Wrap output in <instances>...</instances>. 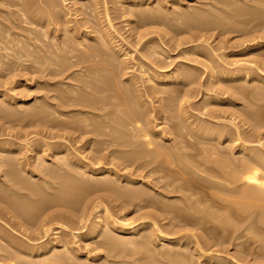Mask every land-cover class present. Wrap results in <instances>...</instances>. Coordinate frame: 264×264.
I'll return each instance as SVG.
<instances>
[{"label":"bare ground","instance_id":"bare-ground-1","mask_svg":"<svg viewBox=\"0 0 264 264\" xmlns=\"http://www.w3.org/2000/svg\"><path fill=\"white\" fill-rule=\"evenodd\" d=\"M62 1L64 2L65 0H62ZM113 1L111 2L114 3ZM146 1L147 0H121V3H122L121 5H122V8H124L123 9L124 13L130 15L131 12H134L137 9V7H139V6H136V9H135L134 7L135 5H139L140 3H144ZM181 1H182V4L188 3L187 0H181ZM258 1L260 4H257L258 6L257 5L255 6L259 8L261 6V8L263 9L264 0H258ZM36 2L38 6L41 4L43 5L39 6V8L35 9L34 11H31L29 10L30 9L29 7L31 6V3H29V0L27 1L25 0H0V14L2 13L6 14L5 22L3 23V20H0V22H2L0 23V26H2L3 24V27H0V70L2 66H4L6 63L11 64V66L6 64L10 67L7 66V68H5L6 67L5 66L4 69L2 68V70H4L5 72L3 76L4 75L8 76L15 70L14 69L15 67L13 66V64L18 65L17 68L19 67V65H21V69H23L22 65H24V67L25 66L27 67L29 63H27L26 65L23 62H26L28 60L32 62V64H34L33 66L35 65H37V67L39 66L40 70L41 68L48 69L49 65L59 67L58 65H59V62L61 61L60 62L61 69L59 68L60 70L57 71L58 68L56 69L54 67V72H59V75H62V73L65 74L66 70L68 72V69L70 70L71 69L70 67L72 66L78 68V65H80L81 63H84V65H82L83 66L82 68L75 69L71 71L70 74L66 75L65 80L70 79L69 82L71 85V87L68 88L69 89L68 94H63V95L59 94L57 96H55L54 94L51 96L48 95V98L53 96V98L56 99V102L50 101L53 98L49 99L50 102L47 101V98H46V103L49 106L51 105L54 107V108L53 107L50 108V109L53 108L52 109L53 111L50 116L51 118L53 116L52 119H50V117L46 118V112L48 111H45L46 110L45 108H43L45 109L43 110L38 105L33 107V105L30 103V101L33 99L35 103H36V99H39V102H40L41 98H34L32 96L33 98L29 100V99H26L23 95L21 96V94L20 96H17V97L14 96L15 94L10 95L7 92V90H5L6 92L5 91L0 92V103H1L0 106L4 105L1 107L2 114L0 112L1 114L0 117L6 120L4 122L10 123L11 119L9 117H12V116H14L18 121L19 120L22 121L24 119L27 121V119L31 120V118L34 119L35 117L41 116V118L39 119H41V121L44 120V122L42 121V123L51 124L50 125L51 127L49 126V124H46L49 126L48 129L52 130L53 126L56 127L54 129H57L54 132L53 131L50 132L46 130L47 131L46 135L51 137L52 141H45L44 138H42L43 140L41 141L34 140L32 142L28 141L27 143H25V145L27 144L28 146L26 147V151L30 153L32 164L35 163V160L37 161L36 155L38 154L40 155L39 162L37 161L35 165L27 166V163L30 164L29 161L21 159L20 157V155L22 156L21 151L24 150L22 149L23 147L22 148L20 147L22 143L14 144L15 143L14 141H13L14 143H11L7 139H5L7 141H5L4 139L0 140V203L1 202L5 203V206H0V218H2L3 221L7 223V225L6 223H4L5 226H7L6 228H3L2 225L4 224L0 226V242H3L2 244L6 243V246L8 244V248L12 246L11 247L12 250L10 248L7 249V247L6 248L1 247L0 264H193L194 263L195 261L194 259H193L194 261H192L193 263H191L190 259L192 257L189 258L190 257L189 251L188 253L186 251H183V250H187L186 247H189L188 242H185V241L182 242L180 246L182 250L176 249L179 247L178 244L180 243V240L182 239H179L180 237L169 238L165 236L164 234L165 231L162 233L160 230L161 228L160 227H159L160 229L157 228V225L155 221H153V219H151L152 221L150 220L151 222L150 221L141 222L138 224L137 223L133 224L134 222L128 223L127 221L124 222L122 221L123 220L122 217H121V221H116L118 220V218L114 220L115 218L113 217V215L112 217L114 219H111V215H110L111 213L109 214L107 212L108 208L106 209V206H105L106 204L104 203L105 205H103L102 203V199L104 198V196H107V197L112 196V199L114 198L113 201L118 200L120 204L121 202H123V204L126 203L125 206L127 205V203L129 204L131 203L133 204V206L137 205L139 207H143L144 205H146L148 207L154 206L155 208L162 207L161 209H165L163 207L170 208V207L176 206V204L174 205L173 203L177 201L178 197L174 199L176 200L174 202L172 201L173 199L171 200L173 202V203L171 202L172 204L167 203L168 201H166V203H163L162 201H156L157 199H155L154 197L157 195L164 197L166 194L170 193L172 190L174 192L176 190L182 189L183 192L182 190H180V192L182 193V200H181L182 208L187 207L186 209L188 212L186 215L190 214L189 211L196 212V214L197 213L200 214L199 216L197 214V217L196 215L194 217H196V221L197 219L200 218L201 221L199 220V223L201 222V225L199 223H196L195 219H193V215L195 213H192L193 214L191 215L192 217L189 216V218L193 219V223L196 225L199 224L200 226H202V220L207 221L205 222V224L203 221V226L206 225L207 223L210 224V222L215 223V221H218V222L220 221L219 224L218 223L216 224H218L219 226L221 225V227L224 230H226L227 233L230 231V229H232L230 232L233 231L234 233L233 232L232 233L234 235L236 234L235 231L236 232L237 230L239 231L241 227L239 224L241 220L243 221L245 218V221H243L245 225V222L248 216L249 218L251 217L250 219H252V217L254 219L256 218L255 219L256 223H255V220H252V222L250 223L251 225L253 224V221L255 225L257 223H261L264 225V149L261 150L259 149L260 148L259 146L256 145L257 147H255L254 144L252 145L250 144L251 142H253L252 139L258 136L256 137L257 138L256 142L257 144L261 145V147L263 146L260 140L264 138V134L260 133L261 131L260 129L262 127L264 128L263 126L264 120H263V124H260L261 122H258L257 120L261 118L259 119V121L260 120L262 121L264 117L262 115V113L264 112L262 113L257 112L259 110L262 111V109L258 108L257 110L255 108L256 106L255 105L253 107L254 112L252 111L248 112L247 111L249 110L248 106H245L247 110L245 107L243 109L241 108V110L240 108L238 109L237 107V111H235L236 112L235 113L234 109L236 108H232L233 110L231 111H233L232 112L234 114L233 117H235V114L241 112L242 113L241 117H244V119L237 117V116H240L241 113L237 114L236 117L243 121L247 119L246 122L251 120V124H252L250 128L252 130V133L251 134L248 133L247 135L245 134L244 135L245 137H243L242 142L239 143L238 145H235V142H234L235 138L233 137L236 133H232L230 129H228L229 127L226 128L225 125H223L222 127L221 126L222 124L220 125L213 124V123L206 124L207 120L205 121L206 125L203 123L201 124L199 122L200 120L198 121L196 119V121H194L195 119L193 117L192 118L194 120H191V117H190L191 115L188 114L190 112H187V109L193 107L196 104L189 103L190 101L189 100H188L189 102L187 101V97L190 96L192 93L193 94L195 93V97H196L199 94L198 90L200 88L199 89L197 88L198 90H195L196 89L195 88L193 91L192 85H194L193 83L197 82L198 79L196 80L197 77H194L193 74L190 73V70L189 71L187 69L180 70L181 69L180 67H179L180 69H173V68L172 70L167 69L165 66L166 64H164L165 62H160L161 60L160 61L156 60L150 64L148 62L147 63L142 62L140 63V65H138L139 67L136 69H138V71L141 72V75H144L145 80H143L142 79L143 76L137 77L134 73L126 72V69L131 67L127 64V62L126 63L124 62L125 64H123V63H120L122 60L114 61L111 58L113 55L112 50L116 51L117 53H119L120 51V48L116 43L117 40H115L116 38L120 39L118 38L120 36L118 37L115 36L116 30L112 29L113 26L110 23V19H109L110 16H108L109 13L107 11L108 9L106 6L108 0H101L103 4V8L105 10L104 12L106 13L104 15H106L105 21H107L106 23L107 25L105 26L102 25V23L99 22V20L101 21L102 19L101 18L99 19L97 17L95 18V21L98 20L97 25L96 24L95 26L93 25L94 27L89 25L90 27H92L91 30L89 31H84V30L81 31L79 30V28L78 29L72 28V26L71 28H69V26H67V23H69L71 20H69L70 18H68V16L65 14L67 12L65 13H63L64 11L63 12L61 11L62 13L60 12L63 6L60 5V9L58 8L59 4L57 2L59 1L37 0ZM96 2L97 0H93V3L88 2L90 4H86L85 7L88 9V12L84 13V16L93 14V12L95 11ZM176 2L177 0L171 1V3H176ZM224 3L226 4L227 2H224ZM83 5L84 4H81V6L79 7L80 10ZM131 8L135 10H132ZM152 8H149V9L152 10ZM12 9H16V10H12ZM237 9H240V8L238 7ZM142 10L144 11L143 8ZM138 11L141 12V9L140 10L138 9ZM220 11H221V8H220ZM237 11L238 10H236V12ZM240 11L241 10H239L237 14H239ZM77 12H78V8H77ZM148 12L147 13L142 12V15L139 18L142 20L141 24L139 22L140 25L145 26V25H151V24L157 23L156 20L153 21L152 19V18L155 19L154 11H152L153 15L151 14V11L150 13ZM218 12H219V9H218ZM232 12L235 13V10L231 11V14L233 15ZM243 12L244 11H242L241 13ZM252 12H255V10L252 9L251 13ZM214 13H216V10ZM225 13L223 14L221 12V15H219L220 18L216 20L219 21L220 19V21L223 22V16L226 17L228 15L226 17L228 18L229 17L228 13H230V11L227 12L226 15ZM248 13L251 14L250 12ZM178 14L179 13H177L176 15ZM15 15H17L18 18H16ZM40 15L44 17L43 20L40 19L39 17ZM82 15H83V12H82ZM179 15L181 16V14ZM136 16L138 17V13L136 14ZM178 16L176 17L179 18ZM203 16L200 15V18ZM254 16L255 18L256 17L259 18L258 19L259 21L261 20L259 24H257L256 22V24L260 26V23L264 22L263 21L264 16L262 18V15L259 16V14L257 13V15H253L252 17H250L251 20L252 18L255 19ZM231 17H234V15ZM92 18L94 19V17ZM93 19H90V21L91 20L93 21ZM203 19L204 18H201L202 21L201 20H198V21L204 23L203 21L205 20ZM213 19L214 21L211 27L213 26V24H215L214 22L218 24V21H215V17ZM227 22L225 25H228ZM94 23L95 22L93 21V24ZM52 24L54 27L50 26ZM223 25H224V22L222 24V27ZM48 26H50L51 32L53 33L51 38L47 32ZM160 26H161V23H160ZM162 26H163V22H162ZM205 26H207V24ZM218 26L219 28L221 27V25H218ZM36 27H38V30L36 29ZM80 28L84 29V27H80ZM15 29L16 30L18 29V30L16 31ZM20 29L21 31H19ZM64 30L65 32L67 31L69 32L68 35H70L71 33V35L75 37L77 36L78 38H80V40L78 39V42H74L69 37L70 39L69 38L68 39L70 41H73L76 44L72 45V42H70V45H68L66 44L67 43L66 38L68 36L66 38H63L62 39L63 41L60 40V38L59 39L56 38V37H59V36H56L57 35L56 32H60V33L62 32L64 36H66L67 34L63 32ZM96 31L98 32V34L92 36L91 32L96 33ZM251 37H253V35ZM48 39L54 41L55 43L51 41L53 44L49 43L47 45ZM88 40H92L94 44L92 45H90V43L85 44L86 41ZM250 46L253 47L252 49L260 48L264 46V39L261 40L260 38V40L258 41H255V42L253 41V43ZM81 49L89 50V51L87 50L88 54L86 51L83 52L84 54H86L84 56H87V58L83 57V53L81 54L83 50ZM78 50H80V52H78ZM206 50L202 46L201 47L199 46L198 48L196 47L195 50H192L193 52L191 53H196L199 55H207L206 58L207 57L213 58L212 55L210 56L207 54ZM62 51L64 52L66 51V53ZM76 52H78V54H76ZM153 52L155 53L154 49H153ZM34 53H38V56L40 57L34 58V59L31 58L32 60L29 59L30 57L33 56ZM79 53L81 54L80 56H78ZM63 54H66V55H63ZM36 55L37 54H35L34 57ZM216 56L218 57L219 55H216ZM52 58L56 60H52ZM70 58H75L76 61L74 59L73 63L70 64V62H72V60L69 62ZM257 59L251 60V61H254V63H256V61H259L261 63L262 59L261 58H257ZM48 60L49 62L47 63L46 61ZM210 60L212 61V59ZM123 61H124V58H123ZM218 61L220 62V60ZM45 62L48 64V66H46L47 64L44 65ZM155 62H158L159 65H156L157 63ZM2 63H5V64L2 65ZM212 63L213 62H211V64ZM228 63L223 62L222 64L214 63L213 65L209 64L211 66L207 65L208 69H207V75L205 79V85H209L210 88L214 86L215 87L214 89H217V90L224 89V92L226 88H229V89L231 88L232 92L234 93L233 95L236 96L239 94L238 96L239 99L241 98L240 97L241 95L243 97L242 100L247 99V98L244 99V97H248L249 99V95L251 96L252 93L253 94L251 98L255 97V98L261 99L260 96H262L264 90L258 87L260 84L259 85L254 84L256 81L260 82V81H263L264 79V72L260 71L261 68H259V65H257L258 62L256 63L255 66L248 65L247 63H244L243 65L242 63H238L237 61L233 63H230V62ZM61 64H63V66ZM30 65L31 63L29 64V66ZM43 65H44V68H43ZM33 66L31 65V67L29 68H32ZM17 68L16 70L20 69V68L18 69ZM164 68H166L167 70H164ZM51 71H53L52 68L50 69V72ZM75 72L77 73V76H75L76 78H72L73 76L71 77V75ZM127 73L128 75H126L124 79H121L122 77L121 75H125ZM13 75L15 74L13 73ZM26 78L28 79V77H25L23 82L25 81L27 82ZM139 79H142L144 83ZM145 81L148 83L145 84L146 83ZM11 90L12 88L10 89V91ZM259 90L263 92L261 93L259 92ZM232 92H231V95H232ZM258 92L261 94H259ZM160 93L164 95H161ZM206 94L208 93L206 92L205 96ZM216 95H212V98L215 99L216 97H218ZM149 97L154 98L155 101L158 102V106L156 110L154 109V106L152 105L154 102L152 100L151 101L148 100ZM263 98L264 97H262V99ZM209 99L212 100L211 97ZM224 99H227V98H224ZM43 100L42 102L45 101ZM34 101H32V103ZM52 101H55V100H52ZM42 102L38 104H42ZM262 102L264 101H261V103ZM28 103L31 104L30 107L29 105H27L26 107V104ZM46 103L44 107L46 106ZM249 103H251V101ZM21 104L25 105L23 106V108L24 107L26 108L23 109L21 107L22 106ZM204 104H205L204 107L207 106V104L209 105V103L206 104V102ZM173 105H175L174 108L172 107ZM210 105H212V102ZM232 105H234L235 107L236 104L233 103ZM244 105H246V103ZM251 105L253 104L251 103ZM46 108L47 110L49 109L48 107ZM9 110L11 112H8ZM252 115H254L255 118ZM13 119H12V122H15L16 120L13 121ZM158 119L161 121L156 123L155 120H158ZM175 119L177 120V122L173 121ZM235 119L234 118L232 120L230 119L228 123L230 124V126L232 125L236 129V126H239V125L235 126V122H234ZM36 120L39 121L38 118L37 119L35 118V121ZM169 120L172 121V124H170L171 122ZM20 121L19 123L21 124ZM37 121L36 123L40 122V121L39 122ZM165 121L169 123H166ZM252 121L254 123H252ZM173 122H176V123H173ZM31 123L27 122V126L28 124L31 125ZM160 123H163V124L165 123L164 127L168 126L169 129L166 127H165L166 129H162V128L159 129ZM25 124L26 123L24 122L23 125ZM47 127L45 128L47 129ZM166 134H173L174 136H176V139L179 138V140H176V139L174 140L173 138H172L173 140H171L168 136H166ZM19 135L20 134H18V136ZM18 136L14 135L15 138ZM52 138L56 140H53ZM58 138L60 139V141H57ZM165 142H167V144ZM254 143H255V140H254ZM76 144H79V145H76ZM184 150H187V151H184ZM11 153L14 154V156ZM88 153L89 155H87ZM30 157H28V159H30ZM23 158H24V155H23ZM131 166L133 167L132 168L133 171L132 170H131L132 172L128 171L131 174L120 172L121 170H125ZM18 167L20 168L18 169ZM17 170H20V173H18ZM21 171H23V173L27 177L30 178L29 180H27L28 182L26 181V179H24L25 177L23 176V174H22V177L18 175V174H21ZM200 171L203 172L202 174L204 176L203 177L201 176L202 178H200L199 176L200 179L198 180H196L198 176H194V178L196 177L194 179L192 174L197 175L199 174ZM133 173H135V175L138 173L137 174L138 176L133 177L132 176ZM151 176L152 177L154 176L153 178H151L153 182L148 179ZM36 177L38 178L37 182L34 181L36 182V184H32L33 182L29 183V181L32 178H36ZM162 179H164V182H162ZM191 181L192 182L198 181L197 182L198 184L196 186L197 189L198 187L199 189L203 187L206 189H209L211 192V195L213 194L215 197L210 196L212 198L210 200L207 197L209 196V194L205 192L207 191L205 189L204 190L205 193L202 195L203 197H201L200 195L202 199L199 197L193 198L194 194H192L191 190H190V193L188 191V189H190L189 183L193 187V184L191 183ZM176 182H179V183L176 184ZM157 183H160L161 185L158 186ZM155 185L158 187H155ZM220 187L221 189H219ZM153 188H156L155 191H153ZM46 189L47 190L49 189L50 193L51 191L52 192L59 191V194L61 195L58 196L59 202L57 203L58 205L59 203L60 205L61 204L65 206L67 205V207H64V208L68 210L70 208H71L70 210L74 208L71 206L74 204V202L72 201H75L73 198H76V196L78 198L80 197V195L81 197L83 195V197L85 198V196H87L88 194H91V195L95 194L94 198H96V201H95L97 203L96 207L101 206V209H100L101 212L97 214L93 224L92 222L91 224L90 223L87 224L90 215L87 214L89 216L88 217L85 213L80 214L78 212L80 215L76 214L77 215L76 216L75 214L67 212L68 211L67 210L65 211L67 212V214H64V212L63 213L54 212V213L46 214V212L50 210V208L52 207H43V206L32 207V205L30 206L28 204L30 202H27L28 205L26 206L28 207H25L24 206L26 204L25 200L24 202H22L23 204L25 203L24 205L22 204L23 206H21V203H20L21 200H20L19 203L21 207H18L17 204L19 203H17V201L20 199L21 196H25L26 198L31 200V202L33 201L34 203L35 202L45 203V201H47L45 200L46 196L44 195ZM70 189L71 191H69V194H68L67 191ZM23 190H25V192H23ZM151 190H152V193L150 192ZM6 191H10V193H12L13 195L18 194L19 199L15 201L16 199L13 200L10 196L8 195L5 196L3 192H6ZM197 191L198 190H196V192ZM216 191L218 192L217 195H216ZM62 192L67 193L68 195L66 197H63L64 195ZM187 192L189 194L185 195V193ZM200 192H202V189ZM219 192H221V194ZM42 194L45 196V198ZM206 194L207 196H205V198H208L210 202H212V203H208L207 204L208 206L206 205V200L205 201L203 200L204 195ZM55 195L57 196V194ZM55 195H53V197H55ZM28 199L27 201H29ZM55 199L53 203L55 202ZM163 199H165V197ZM48 200L50 201V199ZM165 200H167V198ZM178 202H180L179 199H178ZM202 202L205 203V206H207L208 208L204 207L203 209L202 206H198V204L201 205ZM214 202H216V204ZM46 203H49V202H46ZM53 203L51 204L49 203V204L53 205ZM69 204L71 206H69ZM55 205L56 204H54V206ZM216 205L219 208L221 207L220 209H222L223 207V210L225 207H227L225 208L226 210L224 211L222 210L224 212L223 215H222L223 212L219 208H214ZM178 206L179 208L177 207V211L180 209L179 204ZM192 207L193 209L190 210V208ZM195 207L196 208L198 207V209L197 210L194 209ZM232 207L234 208L236 207V208L232 209ZM62 208L63 207H61V209ZM117 208L119 209V207ZM168 209H165V211L167 210L168 213H170V215L172 216L171 212H174L175 209L170 210L171 212H169ZM215 209L216 210L219 209L222 213L217 212ZM154 210L155 209H153V212L155 214ZM182 210H183L182 217L184 215L183 219L184 218L186 219L187 216L185 217V214H184L185 208ZM57 211H60V210H57ZM167 211L164 213V215L167 214ZM179 212L180 211H178L177 213ZM76 213H77V210H76ZM148 213H150V211ZM148 213L144 215L150 217ZM180 214L181 213H179V215ZM78 215H79L80 220H78ZM72 216L76 217V219L78 220V223H80L79 227L80 226H81L80 228L86 227L87 231L83 233L81 231L78 233V230H77V232H74V230L76 231L77 227L73 226V222H77V221H75L74 220L75 218H72ZM176 216H175V219H177ZM235 217L237 219L238 218L240 219L242 217L243 219L241 218L238 223V220L234 219ZM38 219L40 220L37 221V223L39 224L41 222L40 227L42 226L44 227V225L47 224V226L42 229L36 228L39 234H42V236L45 237L47 235V232H51L49 231L50 229H59L58 235L56 237L50 236L49 238L48 237L50 235L49 234L47 236L48 238L46 237L47 239L45 238L46 240H44V242L36 246H29L31 244L29 243V240L31 239H29L28 236H32L34 231L32 233L30 231L28 232L27 230H29V228L25 227L23 231L27 234L26 237L29 240L28 241H26V239L24 240L27 243H29V245L19 242V241L11 240V236L9 235L7 228H12L15 226H24V225H29V227H31V223H33L32 221H36ZM68 221L72 222V225H70ZM188 221H184V223ZM62 222H65V224H63ZM34 224L36 223H33V225ZM66 224L73 228L66 226ZM52 225H55V227L53 226V228H51ZM211 225H213L212 226L213 228H211L210 226L211 229L209 230L211 231V233L214 230L212 234H213V238L215 239L216 237V239L213 240L211 237L210 238L213 241H216L217 237L219 236H217L218 234L216 235L214 233L216 230L214 229L215 224H211ZM200 226L198 227L197 225L198 228H200ZM203 226H202V229H203ZM219 226L217 228H219ZM35 227H37V225H35L34 228ZM67 227L73 230V231L70 230L72 231L73 236H71L70 231H68L70 232L69 233L70 235L68 234V232H65L64 229ZM154 227L156 229H154ZM251 227L254 228L255 226L253 227L252 225L248 227L247 225H245V227H243V231L244 232L247 231L246 229L250 230ZM259 227H260V224H259ZM69 228H67V230ZM204 228L207 229V226H205ZM224 230L221 229L219 233L222 234L221 231H224ZM254 230H253L254 231L253 234H255V232L258 233L256 229ZM52 231H55V233H57V230H52ZM176 231L177 230H175V232ZM207 231L208 229L206 230V232ZM263 231L264 230H262L261 232ZM206 232H204V234H206ZM223 233L225 234V231ZM214 234H215V237H214ZM237 234L234 237L238 238L239 235ZM198 235H200V230H199ZM262 235H264V233ZM230 236L232 237V235ZM40 237H38L37 240H40L42 238ZM72 237L77 238V240L79 241H85V240L87 242L89 241L88 243L87 242H84V243L89 244V246L91 244L93 249L91 247L90 248L92 249V251L97 250V253H92L93 255L92 254L90 255L88 248H86L85 250L84 249L81 250L79 245L75 244L76 242L74 241ZM224 237H222V239ZM207 238L209 237H206V240L209 241L210 238L209 239ZM252 238L253 239L255 238V240H258V236L256 239V235L255 237H252ZM32 239H35V238H32ZM156 239H159L162 241V246H166L167 244V247L169 249L164 248L165 251L163 252L162 250L158 249L162 253L158 252V250H154L155 248L154 242L156 241ZM218 239H221V238H218ZM262 239H263V236H262ZM37 240H34V241H37ZM259 241L260 240H258V242ZM202 242L204 243L205 241H202ZM170 244L171 246H176V247L172 248L170 247ZM241 244L243 243L241 242ZM162 246H159V247H162ZM206 246H209L208 243ZM237 247L240 248V246H237ZM246 248H240L239 251L244 253V255L246 254L247 256L245 255V257L248 258L249 251H247ZM212 249L216 250V248H212ZM221 249L224 250L223 246L221 247ZM257 249H258L257 250L258 252L259 248ZM236 252L238 251L236 250ZM209 254L205 255L202 253L201 256L200 255L198 256L203 258L202 261H204V264H234L236 263L233 260L234 258H237V256L234 258L229 257V259L230 258L231 259L228 260V259H225L224 256L223 258L222 256H218L216 254H215L216 256L209 255ZM231 254L233 253L231 252ZM259 254L261 253L259 252ZM31 255L36 257L33 259L35 261L27 262L26 260L28 258H26V256L29 257ZM136 255H139V256L135 257ZM250 256H252L251 252H250ZM24 257L26 258V260L24 259ZM259 259L260 260L258 262L262 260L261 257ZM23 261H25L26 263H24ZM251 262L255 263L256 260L255 262L251 260L250 263ZM263 262L264 260L262 261V263ZM237 264H241V263L237 262Z\"/></svg>","mask_w":264,"mask_h":264},{"label":"rangeland","instance_id":"rangeland-1","mask_svg":"<svg viewBox=\"0 0 264 264\" xmlns=\"http://www.w3.org/2000/svg\"><path fill=\"white\" fill-rule=\"evenodd\" d=\"M25 1H27V0H25ZM37 0H29V3H31V6L29 7L30 9L29 10H31V11H34L35 9H37V8H39V6H42L43 4H41V5H37V2H36ZM56 1H59V2H57L58 4H59V9H60V5H62L63 7L61 8L62 10H60V12L62 11H64L63 13H65V12H67V13H65L67 16H68V18H70L69 20H71L69 23H67V26H69V28H71V26H72V28H76V29H78L79 28V30H84V31H89V30H91V28L92 27H90V26H95V24L97 25V21L98 20H96L95 21V18H101L102 20V22L99 20V22L100 23H102V25H107L106 23H107V21H105V19H106V15H104V14H106L104 11V8H103V4H102V2H101V0H97V2H96V4H95V11L93 12V14H89V15H86V16H84V13H86V12H88V9L85 7L86 6V4H90V3H93V0H65L64 2L62 1V0H56ZM111 1H113V0H108V2H107V11H108V13H109V15L108 16H110V23H111V25L114 27H112V29H114V30H116V35L115 36H120V37H118V38H120V39H115V40H117V45L119 46V48H120V51H119V53H117L116 51H113L112 50V53H113V55H112V59L114 60V61H119V60H122L123 61V58H124V61L122 62H120V63H123V64H125L126 62H127V64L129 65V66H131V67H129L128 69H126V72H128V73H134L137 77L139 76H143L142 77V79L143 80H145V78H144V75H141V72H139L138 71V69H136V68H138L139 66L138 65H140V63H152V62H154V61H156V60H158V61H160V62H165L164 64H166L165 66H166V68L167 69H171L172 70V68L173 69H180V70H182V69H187L188 71L190 70V73H192L193 74V76L194 77H197L196 78V80H197V82H194L193 84L196 86H194V85H192L193 87V91H194V89L195 90H198L199 88V94L195 97V93L193 94H191L190 96H188L187 97V101L189 102V103H194V104H196V105H194L193 107H191V108H189V109H187V112H190V113H188L189 115H191L190 117H191V120H194V121H196V119L202 124H205V121H206V124H218V125H220V124H222L221 126L223 127V125H225V127L226 128H228V129H230V131L232 132V133H236L235 135H234V137L233 138H235V140H234V142H235V145H238L239 143H241L242 142V139H243V137H245L244 135L246 134H251L252 133V130L250 129L251 128V126H252V124H251V120L250 121H247L246 122V120H241L242 118L244 119V117H241L242 116V113L241 112H239V113H237V114H240V116H237V114H235V117L237 116L238 118H241V119H238L237 117H236V119H235V117H233L234 116V114L232 113L233 111H231V110H233L232 108H236V109H234V112L235 111H237V107H238V109L240 108V110H241V108L243 109L245 106H248L249 107V110H247V108H246V110L249 112V111H252V112H254V106H255V108L258 110V108L259 109H262V111H257V112H260V113H262V112H264V102H262L261 103V101H264L263 99H262V97H264V92H263V94H262V96H260L261 97V99L260 98H255V97H253V98H251L252 97V94H251V96L249 95V99H248V97H244V99L245 98H247V99H245V100H242L243 99V97L240 95V99H239V94L238 95H233L234 93L232 92V89L230 88H226L225 89V92H224V89H214L215 87L213 86H211L212 88H210V86L209 85H205V79H206V75H207V65L208 66H211V65H213L214 63H217V64H222L223 62H226V63H228V62H230V63H233V62H235V61H237L238 63H242L243 65H244V63H247L248 65H252V66H255L256 65V63H257V65H259V68H261L260 69V71H262V72H264V64H262V63H264V46H262V47H260V48H257V49H252L253 47L252 46H250L252 43H253V41L255 42V41H258V40H260V38H261V40L262 39H264V36H263V34H264V22H261L260 23V26L259 25H257V24H259V22L261 21H259L258 19L259 18H255V16H254V18L255 19H253L252 18V20H251V18L250 17H252L253 15H257V13L259 14V16L260 15H262V18H263V16H264V8L262 9L261 8V6H260V8L259 7H256L255 5H257V4H260L259 3V1L258 0H187V2L188 3H184V4H182V1L181 0H177V2L176 3H171V1L172 0H147L146 2H144V3H140L141 4V6H140V4L139 5H135L134 7H135V9H136V6H139V7H137V11H138V9L140 10L141 9V12H137L135 9H133V8H131L132 10H135L134 12H131L130 13V15L129 14H125L124 13V8H122V3H121V0H114L113 2L114 3H112ZM170 1V2H169ZM88 2H90V3H88ZM116 2V3H115ZM224 2H227L226 4H227V6H226V4L224 3ZM261 2H263V1H261ZM224 3V4H223ZM229 3V4H228ZM81 4H84L82 7H81V10L79 9V7L81 6ZM214 4V5H213ZM262 5V4H261ZM258 6V5H257ZM263 6V5H262ZM153 7V8H152ZM214 7H216V8H214ZM240 8V9H237V8ZM19 8H20V6H19ZM63 8H64V10H63ZM77 8H78V12H77ZM142 8L144 9V11L142 10ZM149 8H152V10L151 9H149ZM220 8H221V11H220ZM232 10H231V9ZM236 8V9H235ZM218 9H219V12H218ZM252 9H254L255 10V12H252L251 13V10ZM261 10V11H259V10ZM12 10H16V9H12ZM76 10V11H75ZM147 10V11H146ZM148 10H149V12H148ZM179 10V11H178ZM215 10H216V13H214L215 12ZM223 10V11H222ZM225 10V11H224ZM235 10V13H233V15H234V17H231V16H233L232 14H231V11H234ZM236 10H241L240 12H239V14H237V12H236ZM248 10H250V11H248ZM257 10V11H256ZM150 11H151V14L153 13L152 11H154V15H155V19L154 18H152L153 19V21H155L156 20V24H151V25H145V26H142V25H140L141 23H142V20L141 19H139L140 18V16L142 15V12L143 13H150ZM229 12L230 11V13H228L229 14V19L228 18H226L225 16H223V22H224V25L226 24V22L227 21H229V22H227V24L228 25H225V27H224V25H223V27H222V24H223V22L222 21H220V19H219V21L218 20H216V19H218V18H220V16L219 15H221V12L224 14L225 12ZM242 11H244L243 13H241ZM250 12L251 14H249L248 12ZM61 12V13H62ZM80 12V13H79ZM82 12H83V15H82ZM226 12V13H227ZM263 12V13H262ZM107 13V14H108ZM138 13V17L136 16V14ZM177 13H179V14H181V16L179 15H176ZM201 13V14H200ZM226 13H225V15H226ZM241 13V14H240ZM253 13H255V14H253ZM157 14V15H156ZM201 16H203V17H201V18H204L203 20H205V21H203L204 23H202V22H200V21H198V20H201V18H200V15ZM203 14V15H202ZM231 14V15H230ZM236 14V15H235ZM94 17V19L91 17ZM153 15V14H152ZM218 15V16H217ZM250 15V16H249ZM5 16H6V14H4V13H2V14H0V20H3V23L5 22ZM91 18H90V17ZM136 16V17H135ZM158 16V17H157ZM161 16H162V18H163V20H164V18H165V20L163 21L162 20V18H161ZM163 16H165V17H163ZM173 16V17H172ZM176 16H178L179 18H177ZM15 17L16 18H18V16L17 15H15ZM40 17V19H42L43 20V18L44 17H42L41 15L39 16ZM84 17V18H83ZM181 17V18H180ZM215 17V21H218V24L216 23V22H214L215 24H213V26L211 27V25H212V23H213V21H214V18ZM248 17H249V19H248ZM86 18V19H85ZM132 18V19H131ZM82 19H84V20H82ZM90 19H93V21L95 22L94 24H93V21L91 20L90 21ZM135 19V20H134ZM137 19H139V20H137ZM159 19V20H158ZM261 19V18H260ZM86 20H88V21H86ZM151 20V19H150ZM161 20V21H160ZM227 20V21H226ZM258 20V21H257ZM263 20V19H262ZM86 21V22H85ZM133 21V22H132ZM202 21V20H201ZM264 21V20H263ZM80 22V23H79ZM88 22V23H87ZM139 22H140V24H139ZM161 23V26H160V23ZM162 22H163V26H162ZM221 24H220V23ZM256 22H257V24H256ZM0 23H2V22H0ZM77 25H75V24ZM82 23V24H81ZM87 23V24H86ZM80 24V25H79ZM85 26H84V25ZM207 24V26H205ZM263 24V25H262ZM75 27H74V26ZM83 25V26H82ZM88 25V26H87ZM90 25V26H89ZM101 25V24H100ZM218 25H221V27L219 28V26ZM51 27L53 26V24L52 25H50ZM50 26H48L47 27V32H48V35L50 36V38H51V36H52V32H51V28H50ZM79 26V27H78ZM93 26V27H94ZM204 26V27H203ZM0 27H3V24H2V26H0ZM54 27V26H53ZM80 27H84V29H82V28H80ZM216 27V28H215ZM259 27V28H258ZM50 28V29H49ZM204 28V29H203ZM206 28V29H205ZM261 28H262V30H261ZM36 29L38 30V27H36ZM201 29V30H200ZM16 30V29H15ZM18 30V29H17ZM16 30V31H17ZM50 30V31H49ZM19 31H21V29L19 30ZM67 31V30H66ZM81 31H79V32H81ZM63 32H65V30L63 31ZM66 34V36H64V34L61 32H56V36H59V37H56V38H60V40H62L63 38H66L67 36V38H66V42H64V43H66V44H68V45H70V42H72V45H74V44H76V43H74V42H78V39L80 40V38H78L77 36L75 37V36H73V35H71V33H70V35H68L69 34V32L67 31V32H65ZM91 34H92V36L93 35H96V34H98V32L96 31V33L95 32H91ZM118 34V35H117ZM261 36H260V35ZM253 35V37H251V36ZM260 36V37H259ZM74 41H70L69 39L70 38ZM122 37V38H121ZM257 37V38H256ZM69 38V39H68ZM259 38V39H258ZM252 41H251V40ZM256 39V40H255ZM69 42H68V41ZM205 40V41H204ZM52 40H49L48 39V43H47V45L49 44V43H51V44H53L52 42H54V41H52ZM63 41V40H62ZM61 41V42H62ZM64 41H65V39H64ZM249 42V43H248ZM55 43V42H54ZM89 44L90 43V45H92V44H94V42L92 41V40H88V41H86V43L85 44ZM251 43V44H250ZM56 45V44H55ZM87 46H89V45H87ZM155 46V47H154ZM157 46V47H156ZM203 47L205 50H206V52H207V54L208 55H212L213 56V58H210V59H212V61L207 57L206 58V56L207 55H199V54H196V53H191V52H193L192 50H195L196 49V47L198 48V47ZM154 47V48H153ZM194 48V49H193ZM251 48V49H250ZM110 49V48H109ZM153 49L155 50V53L153 52ZM81 50H83V49H81ZM87 50L88 49H84L82 52H81V54L83 53V52H87ZM89 51V50H88ZM157 51V52H156ZM213 51V52H212ZM215 51V52H214ZM62 52H64V51H62ZM62 52H61V54H62ZM78 52H80V50H78ZM78 52H76V54H78ZM190 52V53H189ZM64 53H66V51L64 52ZM214 53H216V54H214ZM35 54H37L35 57H34V55ZM80 53H79V55L78 56H80L81 55ZM87 54H88V52H87ZM40 55V54H39ZM63 55H66V54H63ZM84 55H86V54H84L83 53V57L85 58H87V56H84ZM216 55H219V56H221L222 57V59L224 60H222L221 59V57H217ZM201 56V57H200ZM203 56V57H202ZM38 57H40V56H38V53H34L33 54V56L32 57H30L29 59H31V58H38ZM255 57V58H254ZM257 58H261L262 59V61H261V59H260V61H261V63L259 62V61H256V63H254V61H251V60H255V59H257ZM75 58H70L69 59V62L72 60V62H70V64H72L73 63V60H74ZM126 59V60H125ZM9 60V59H8ZM32 60V59H31ZM52 60H56V59H54V58H52ZM153 60V61H152ZM213 60H215V61H213ZM218 60H220V62L218 61ZM248 62H247V61ZM257 60H259V59H257ZM68 61V60H67ZM75 61H76V59H75ZM74 61V62H75ZM216 61H218V62H216ZM221 61H223V62H221ZM246 61V62H245ZM47 63L49 62V60L48 61H46ZM44 63V65L45 64H47V63ZM58 62H59V60H58ZM61 62V61H60ZM60 62H59V67H55V66H48V64L46 65V66H48L49 68L47 69H42L41 68V70H40V68H39V66L37 67V65H35V66H33L34 64H32V62H30L29 60L28 61H26V62H23V63H25L26 65H27V63H31V65L33 66L32 68H29V67H31V65L29 66V64H28V68L25 66L24 67V65H22L23 66V69H21V65H19V67L18 68H20L19 70H16V68H17V66L18 65H16V64H13V66L15 67L14 69V71L10 74V75H4L3 76V74L5 73L4 72V70H2V68L4 69V67L5 68H7V66L8 65H10L11 66V64L9 63H6V64H8V65H6L5 63H2V65H4V66H2V68H1V70H0V92H2V91H5V90H7V92L10 94V95H14V96H20V94H21V96L23 95L26 99H29V100H31L33 97L34 98H41V100H40V102H39V99H36V103H35V101H34V99L33 100H31L30 101V103L33 105V107L34 106H36V105H38V106H40L42 109L43 108H45V109H43V110H45V111H48V112H46V118H49L50 116H51V113H52V109L54 108L53 106H49L47 103H46V98H47V101H49V99L50 98H53V96L52 97H50V98H48V95H55V96H57V95H63V94H68V91H69V87H71V85H70V82H69V80L70 79H68V80H65L66 79V75L67 74H70V72L71 71H73V70H75V69H78V68H82L83 66L82 65H84V63H81L80 65H78V68L77 67H70L71 69L69 70L68 69V72H67V70H66V72H65V74H63L62 73V75H59V72H54V67L57 69V71L58 70H60L61 69V67H60ZM125 62V63H124ZM168 62V63H167ZM211 62H213L212 64H211ZM65 63V62H64ZM90 63V62H89ZM155 63H157L156 65H159V63L158 62H155ZM66 64H67V62H66ZM65 64V65H66ZM69 64V65H70ZM209 64H211V65H209ZM229 64V63H228ZM262 64V65H261ZM44 65H43V68H44ZM62 66H63V64H61ZM86 65V64H85ZM171 65V66H170ZM230 65V64H229ZM10 66H8V67H10ZM45 66V67H46ZM170 66V67H169ZM184 68H183V67ZM189 66V67H188ZM35 67V68H34ZM175 67V68H174ZM180 67V68H179ZM193 67V68H192ZM17 68V69H18ZM36 68H37V70H36ZM53 69V71H51L50 72V69ZM60 68V69H59ZM63 68V67H62ZM166 68H164V70H167ZM203 68V69H202ZM204 68H206V69H204ZM56 69H55V71H56ZM196 69V70H195ZM36 70V71H35ZM47 70V71H46ZM49 71V72H48ZM48 74H47V73ZM53 72H54V74H53ZM204 72V73H203ZM261 72V73H262ZM13 73L15 74V75H13ZM50 73V74H49ZM51 73H52V75H51ZM55 73H56V75H55ZM128 73L127 74H125V75H121L122 77H121V79H124V77L126 76V75H128ZM194 73H196V74H194ZM263 74V73H262ZM73 76V77H72ZM75 76H77V73L75 72V73H73L72 75H71V77L72 78H76ZM25 77H28V79H27V82L25 81V82H23V80H24V78ZM79 77V76H78ZM205 77V78H204ZM108 79V78H107ZM142 79H139V80H141L142 82H143V80ZM200 79V80H199ZM65 82V83H64ZM67 82V83H66ZM146 82V81H145ZM144 83V82H143ZM148 82H146L145 84H147ZM2 84V85H1ZM68 84V85H67ZM255 85H259L258 87H260V88H262L263 90H264V79H263V81H256L255 83H254ZM70 85V86H69ZM201 86V87H200ZM205 86V87H204ZM257 87V88H258ZM12 88V90L10 91V89ZM198 88V89H197ZM203 88V89H202ZM261 89V90H262ZM205 92H204V91ZM215 90V91H214ZM256 90H258V89H256ZM261 90H259V92H261ZM222 91V92H221ZM6 92V91H5ZM208 93V94H206V96H205V93ZM210 92V93H209ZM213 92V93H212ZM231 92H232V95H231ZM258 92V93H259ZM261 92V93H262ZM4 93V92H3ZM70 93V92H69ZM203 93V94H202ZM212 93V94H211ZM256 93H257V91H256ZM261 93H259V94H261ZM161 95H164V94H162V93H160ZM210 94V95H209ZM217 94V95H216ZM29 95V96H28ZM35 95V96H34ZM212 95H216V96H218V97H216L215 99H213L212 98ZM231 97H230V96ZM33 96V97H32ZM229 96V97H228ZM42 97H43V99L45 100H43L42 99ZM45 97V98H44ZM208 97V98H207ZM211 97V99L212 100H210L209 98ZM220 97V98H219ZM234 97V98H233ZM236 97H238V98H236ZM152 97H149L148 98V100H152L154 103L152 104L153 106H154V109L156 110L157 109V106H158V102H156L155 101V99L154 98H152ZM224 98H227V99H224ZM233 98V99H232ZM219 99H221V100H219ZM239 99V100H238ZM252 99V100H251ZM260 99V100H259ZM38 100V101H37ZM42 100L44 101V102H42ZM52 100H55V101H52ZM52 100H50L51 102H56V99L55 98H53ZM209 102H208V101ZM215 100V101H214ZM237 100V101H236ZM242 102H241V101ZM247 100V101H246ZM32 101H34L33 103L35 104H33L32 103ZM49 101V102H50ZM149 101V102H150ZM195 101V102H194ZM212 102V105H210L211 104V102ZM234 101V102H233ZM251 101V103L253 104V105H251V103H249ZM255 103H253V102ZM256 101H257V103H256ZM260 101V102H259ZM42 102V104H38V103H41ZM206 102V104L207 103H209V105L207 104V106H205L204 107V103ZM246 103V105H244L245 103ZM45 103H46V106L44 107V105H45ZM236 104L235 105V107H234V105H232V104ZM260 103V104H259ZM1 104V103H0ZM31 104H26V107H27V105H29V107L31 106ZM203 104V105H202ZM242 104V105H241ZM248 104V105H247ZM258 104V105H257ZM22 105V104H21ZM42 105V106H41ZM233 106V107H231V106ZM250 105V106H249ZM2 106H4V105H1L0 106V112H1V114H2ZM23 106H25V105H22L21 107L23 108ZM203 106V107H202ZM242 106V107H241ZM252 106V107H251ZM26 107H24V108H26ZM46 107H48L49 109L47 110V108ZM51 107H53L52 109H50ZM173 108L175 107V105H173L172 106ZM250 107H251V109H250ZM261 107V108H260ZM23 108V109H24ZM40 108V109H41ZM194 108V109H193ZM202 108V109H201ZM193 109V110H192ZM51 111V112H50ZM256 111V110H255ZM8 112H11L10 110L8 111ZM171 112V111H170ZM172 113V112H171ZM211 113V114H210ZM232 113V114H231ZM236 113V112H235ZM0 114V115H1ZM49 116H48V115ZM53 115V114H52ZM211 115V116H210ZM232 115V116H231ZM262 115L264 116V113H262ZM48 116V117H47ZM213 116V117H212ZM254 118H255V116L254 115H252ZM194 119H193V118ZM197 117V118H196ZM8 118V117H7ZM11 119V122H12V119H13V121L14 120H16L15 122H10L9 120ZM8 119V121L10 122V123H6V122H4V121H6L5 119H2L1 117H0V129L3 131H1L0 130V140H5V139H7L9 142H11V143H14V144H21L20 145V147L22 148V149H24V150H22L21 151V154H22V156L20 155V157H21V159H23V160H27V161H29V163L30 164H28L27 163V166L28 165H35L36 163H37V161L39 162V159H40V155L38 154V155H36L37 156V161L35 160V163L34 164H32V159H31V157H30V153L29 152H27L26 151V147H28L27 146V144L25 145V143H27L28 141H30V142H32V141H41V140H43L42 138H44V140L45 141H52L51 140V137H49V136H47L46 134H47V131L46 130H48V131H56L57 129H54V128H56V127H54L53 126V129L51 130V129H48L49 128V126L51 125V124H49V123H46V124H49V126L48 125H46V124H44V123H42V121L44 122V120H42L41 121V119H39V118H41V116H39V117H35L36 119L38 118V120L40 121H37V122H39V123H36V121H35V118L33 119V118H31V120L30 119H27V121L24 119V120H22V121H20L21 122V124L19 123V121L14 117V116H12V117H9ZM52 118H53V116H52ZM51 117H50V119H52ZM235 119L234 120V122H235V126L236 125H239V126H236V129L231 125L230 126V124L228 123V121L231 119ZM45 119V118H44ZM225 119V120H224ZM259 119H261V118H259ZM259 119H257L258 120V122H261L260 124H263V120H264V117H263V119H262V121L260 120L259 121ZM30 120V121H29ZM168 120V119H167ZM202 120V121H201ZM26 123L25 125H23L24 124V122ZM31 121H32V123H31ZM161 120H155V122L157 123V122H160ZM170 121V120H169ZM173 121H176L177 122V120L175 119V120H173ZM210 121V122H209ZM223 121V122H222ZM227 121V122H226ZM27 122H30L31 123V125H29L28 124V126H27ZM164 122V121H163ZM166 123H169V122H167V121H165ZM171 123L170 124H172V121H170ZM176 122H173V123H176ZM198 122V123H199ZM208 122V123H207ZM225 122V123H224ZM245 122V123H244ZM18 123V124H17ZM195 123H197V122H195ZM224 123V124H223ZM236 123H238V124H236ZM252 123H254L253 121H252ZM165 124V123H164ZM164 124L163 123H160L159 125V129H166V128H168V126L165 128L164 127ZM169 124V125H170ZM183 124V123H182ZM205 124V125H206ZM228 124H229V126H228ZM251 124V125H250ZM168 125V124H167ZM25 126V127H24ZM48 126V127H47ZM263 126H264V124H263ZM45 127H47V129L45 128ZM51 127V126H50ZM232 127V128H231ZM245 129H244V128ZM248 127V128H247ZM261 128V127H260ZM259 128V129H260ZM169 129V128H168ZM167 129V130H168ZM233 131H232V130ZM259 129H258V131H259ZM237 130H239V131H237ZM241 130V131H240ZM243 130V131H242ZM261 131H260V133L261 134H264V128L262 127L261 129H260ZM18 131H19V133H18ZM21 131V132H20ZM27 131V132H26ZM30 132V134H29V132ZM42 131V132H41ZM248 131V132H247ZM5 132V133H4ZM23 132V133H22ZM34 132V133H33ZM238 132H239V134H240V132H241V134H240V136H239V134H238ZM245 132V133H244ZM42 133V134H41ZM18 134H20L19 136H18ZM34 134V135H33ZM44 134H45V136H44ZM49 134V133H48ZM10 135V136H9ZM14 135L16 136H18V137H14ZM23 137H22V136ZM33 135V136H32ZM42 135V136H41ZM40 136H41V138H40ZM166 136H168L171 140H175L176 139V136H174L173 134H166ZM237 136V137H236ZM255 136H256V134H255ZM13 137V138H12ZM22 139H21V138ZM27 137H29V138H27ZM30 137H31V139H30ZM33 137V138H32ZM35 137V138H34ZM241 137V138H240ZM256 137H258V136H256ZM256 137H254L253 139L255 140V143H254V140L252 139V141L253 142H249L251 145L252 144H254L255 145V147H257V146H259L260 148L259 149H264V138H262L260 141H261V144L263 145L262 147H261V145H259V144H257V142H256V140H257V138ZM20 140H19V139ZM25 140H24V139ZM38 138V139H37ZM168 138V139H169ZM173 138V139H172ZM237 138H238V140H237ZM33 139V140H32ZM53 139V138H52ZM7 140H5V141H7ZM23 140H24V142H23ZM53 140H56V139H53ZM176 140H179V138H177ZM14 141V142H13ZM22 141V142H21ZM57 141H60V139L58 138V140ZM240 141V142H239ZM237 142V143H236ZM24 143V144H23ZM166 144H167V142H165ZM248 143V144H249ZM76 145H79V144H76ZM257 145V146H256ZM25 147V148H24ZM188 150V149H187ZM187 150H184V151H187ZM17 153V152H16ZM12 154V153H11ZM84 154H85V152H84ZM13 156H14V154H12ZM23 155H24V158H23ZM62 155V154H61ZM87 155H89V153L87 154ZM27 156V157H26ZM59 156V155H58ZM28 157H30V159H28ZM20 167H18V169H19ZM128 168H130V169H128ZM127 169H125V170H121L120 172H125V173H128V174H131V173H129V172H132L133 171V167L131 166V167H128ZM132 170V171H131ZM129 171V172H128ZM17 172L18 173H20V170H17ZM139 172V171H138ZM190 172V171H189ZM17 173V174H18ZM136 173V172H135ZM135 173H133L132 174V176L133 177H137L138 175V173L135 175ZM140 173V172H139ZM142 173V172H141ZM197 173V172H196ZM203 172H199V174H192V176H193V178H194V176H198L197 178H196V180H198V179H200V178H202L204 175L202 174ZM22 174H23V176L25 177H23L24 179H26V181L27 180H29L30 178L29 177H27L24 173H23V171H21V174H18L19 176H21L22 177ZM199 176H200V178H199ZM202 176V177H201ZM154 177V176H153ZM152 176L151 177H149L148 179L150 180V181H152L151 180V178H153ZM194 178V179H195ZM166 179V178H165ZM32 180V181H31ZM30 181H29V183H32V184H36V182H37V180H38V178L36 177V178H32ZM34 181H36V182H34ZM178 181V180H177ZM216 181H218V180H216ZM28 182V181H27ZM153 182V181H152ZM162 182H164V179H162ZM198 182V181H197ZM197 182H195V181H191V183L193 184V187L191 186V184L189 183V187H190V189H188V191H189V193H190V190H191V192H192V194H194V196H193V198L194 197H199V198H201V197H203L202 195L205 193V192H207V194H209V196H207V194L206 195H204V201L206 200V205L208 204V203H212V202H210V200L212 199L210 196H214L213 194L211 195V192H210V190L209 189H206V188H201L202 189V192H200L201 191V189H199V187H198V189H197ZM221 182V181H220ZM177 183H179V182H176V184ZM195 183V184H194ZM157 185L158 186H160L161 184L160 183H157ZM158 186H156L155 185V187H158ZM192 187V188H191ZM218 187V186H217ZM216 187V188H217ZM155 189L156 188H153V191H155ZM207 190V191H205L204 192V190ZM219 189H221V187L219 188ZM49 190V189H48ZM47 189H46V191L48 192V194H47V192L45 191V193H44V195L46 196V198H45V196H44V198H45V200H47V201H45V203H43V202H41V203H34L33 201L31 202V200H29L28 198H26L25 196H21L20 197V199H19V197H18V194L16 195V194H12V193H10V191H6V192H3V194L5 195V196H10L13 200L14 199H16L15 201H17V199H19L18 201H17V203H19V201H20V203H21V206H23L25 203V207H28V206H26V205H32V207H38V206H43V207H52V208H50V210H52V211H50V210H48L47 212H46V214L48 213V214H50V213H54V212H59V213H63L64 212V214H67V212H69V213H72V214H81V213H85L86 215L88 214V215H90V217H89V220H88V222H87V224H91V222H92V224H93V222L95 221V218H96V216H97V214L98 213H100L101 212V206L100 207H96V205H97V203L95 202L96 201V198H94L95 197V194L93 195H91V194H88L87 196H85V198L83 197V195H82V197H81V195H80V197H78L77 198V196H76V198H73L75 201H72V202H74V204L71 206L70 204H72V203H70L69 204V206H71V207H74V208H72V210H68V209H66V208H64V207H67V205L65 206V205H60V203H59V205H58V203L57 202H59V195H61V194H59V191L56 193V192H52L51 191V193H50V190L48 191ZM180 190H182V189H180ZM180 190H176L177 191V193H176V191H174L173 192V190L170 192V190H169V192L170 193H168V194H166L164 197H165V199L167 198V200H165V199H163L164 197L163 196H155L154 198L155 199H157L156 201H162L163 203H166V201H168L167 203H171L172 201L174 202V201H176V200H174V199H176V197H178L177 198V201L176 202H172L174 205L176 204V206H173V207H175V208H173V207H163V208H165V209H168L169 210V212H171L170 210H173V209H175V211L174 212H171V214H172V216L170 215V213H168V211H167V214H165L164 215V213L166 212L165 211V209H161L162 207H154V206H146V205H144L143 207H139V206H137V205H134L133 206V204H129V203H127V205L125 206V204L126 203H124L123 204V202H121V204H122V206L124 205L125 206V208H124V206H123V208H122V206H121V204H120V202H118V200H116V201H113V199H112V196L110 197V196H104V198L102 199V203H103V205H105L106 206V209H107V212L111 215V219H114V220H116L117 218H118V220H116V221H121V217H122V221H124V222H128V223H132V222H134L133 224H138V223H141V222H149L151 219H153V221H155V223H156V225H157V228L158 229H160L161 230V232L163 233L164 231V234H165V236H167V237H169V238H177V237H180L179 239H182V240H180V243L178 244L179 245V247L178 248H176V249H178V250H180L181 249V244H182V242L183 241H185V242H188V246L189 247H186L187 248V250H183V251H186L187 253H188V251H189V258H191L190 260H191V263H193L192 261H194V263L193 264H204V261H202L203 260V258L202 257H200L201 256V254L203 253V254H209V255H218V256H224L225 257V259H228V260H230L229 259V257H232V258H234V257H236L237 256V258H234V260L233 261H235L236 263H234V264H237V262L239 263H241V264H249L250 263V261L252 260L253 262H255V260H256V262L255 263H250V264H264V262L262 263V261L264 260L263 258H264V256H262V255H264V235H262L263 233H264V231L263 232H261L262 230H264V225L263 224H261V223H257L256 225L254 224V221H253V227L254 228H252L251 227V229L250 230H248V229H246L247 231H243V227H245V225H247L248 227H250V226H252L250 223L252 222V220H255L253 217H252V219H250L249 218V216H248V218L246 219V222H245V225H244V223H243V221H245V218H244V220L242 221L241 220V222L239 223V221H240V219L242 218H234V219H237L238 220V223L240 224V229H239V231L237 230V232L235 231V233L237 234V235H239V237H243L242 239L241 238H237V237H234L235 235L232 233V232H230L232 229H230V231L227 233V231L226 230H224L222 227H221V225L219 226L218 224H219V222L218 221H215V223L213 222H210V221H208V222H210V224L209 223H207L206 225H204L203 226V221L204 220H202V226H203V229H202V226H200L201 225V222L199 223V220H200V218L199 219H197V221H196V217H197V214H198V216L200 215L199 213H197L196 214V212H191V211H189L190 212V214H188V215H186L187 214V207H184L185 208V211H184V214H185V217H186V219L184 218L183 219V217H184V215H183V217H182V209H184V208H182V193L180 192ZM193 190H195V191H193ZM196 190H198L197 192H196ZM209 190V191H208ZM69 191H71V189L70 190H68L67 192H68V194H69ZM23 192H25V190H23ZM27 192V191H26ZM149 192V191H148ZM151 193H152V190L150 191ZM179 192V193H178ZM182 192H183V190H182ZM186 192V191H185ZM193 192H195V193H193ZM209 192V193H208ZM50 193V194H49ZM63 193V192H62ZM188 192L187 193H185V195H188L189 194ZM200 193V194H199ZM217 191H216V195H217ZM220 194H221V192H219ZM55 194H57V196L55 195ZM66 194V195H65ZM67 193H63V197H66L67 195H68ZM181 194V195H180ZM184 194V193H183ZM215 194V193H214ZM219 194V195H220ZM41 195V196H42ZM53 195H55V197H53ZM173 195V196H172ZM178 195H180V196H178ZM200 195H201V197H200ZM79 196V195H78ZM169 196V197H168ZM205 196H207L208 198H205ZM161 197V198H160ZM163 197V198H162ZM215 197V196H214ZM54 198H56V199H58V200H56L55 199V202L53 203V201H54V199L52 200V199ZM82 198V199H81ZM158 198H159V200H158ZM170 198V199H169ZM27 199L29 200V201H27ZM48 199H50V201L48 200ZM72 199V200H73ZM77 199H79V200H77ZM80 199H81V201H80ZM106 199V200H105ZM112 199V200H111ZM161 199V200H160ZM173 199V200H172ZM178 199L180 200V202H178ZM202 199V198H201ZM208 199V200H207ZM24 200H25V203L23 204L22 202H24ZM172 200V201H171ZM120 201H122V200H120ZM27 202H30V203H28L27 204ZM46 202H49L50 204L51 203H53V205H50L49 203H46ZM117 202V203H116ZM178 202V203H177ZM20 203L19 204H17L18 205V207H21L20 206ZM32 203V204H31ZM105 203V204H104ZM119 203V204H118ZM161 203V202H160ZM171 203V204H172ZM181 203V204H180ZM215 204H216V202H214ZM23 204V205H22ZM33 204H35V205H33ZM36 204H38V205H36ZM54 204H56L55 206H54ZM118 204V205H117ZM128 204H129V206H128ZM178 204L180 205V209L178 210V211H180L179 213H181L180 215H179V213H177L178 211H177V207L179 208V206H178ZM204 204V205H203ZM116 205H117V207H119V209L116 207ZM0 206H5V203H0ZM68 206V207H69ZM121 206V207H120ZM137 206V207H136ZM198 206H202V208L204 209V207H207V206H205V203H203L202 202V204L201 205H199L198 204ZM57 207H58V209H57ZM60 207V208H59ZM61 207H63L62 209H61ZM97 209H96V208ZM214 207V206H213ZM212 207V208H213ZM54 208V209H53ZM86 208V209H85ZM158 208V209H157ZM172 208V209H171ZM182 208V209H181ZM189 208V207H188ZM208 208V207H207ZM206 208V209H207ZM214 208H219V207H217V205L214 207ZM213 208V209H214ZM221 208V207H220ZM219 208V209H220ZM225 208H227V207H225ZM224 208V210H226ZM236 208V207H235ZM234 207H232V209H235ZM111 209V210H110ZM118 209V210H117ZM153 209H155L154 211H155V214H154V212H153ZM193 209V207L192 208H190V210H192ZM194 209H198V207L196 208H194ZM199 209H201V208H199ZM210 209H211V207H210ZM218 209V210H219ZM57 210H60V211H57ZM68 210V211H67ZM76 210H77V213H76ZM160 210V211H159ZM161 210H163V211H161ZM216 210V209H215ZM218 210H216L217 212H221L222 210H223V207H222V209H220L219 211ZM223 210V211H224ZM65 211H67V212H65ZM110 211V212H109ZM117 211V212H116ZM146 213H148L149 211H150V213H148L149 215H150V217L149 216H146V215H144V214H146ZM222 211V212H223ZM79 212V213H78ZM92 212V213H91ZM221 212V213H222ZM119 213V214H118ZM174 213V214H173ZM192 213H195L194 215L192 214ZM220 213V214H221ZM45 214V213H44ZM71 214V215H72ZM79 214V215H80ZM141 214V215H140ZM152 214V215H151ZM154 214V215H153ZM219 214V215H220ZM224 214V212L222 213V215ZM255 214V213H254ZM79 215H78V220H80L79 219ZM112 215H113V217H112ZM143 215V216H142ZM157 215H158V217H157ZM170 215V216H169ZM178 217H177V216ZM191 215H193V219H195V221H196V223H199V224H197L198 225V227L200 226V228L202 229H200V228H198L197 227V225L196 224H194L193 223V219L192 218H189V216L190 217H192ZM196 215V217H194ZM256 215V214H255ZM77 216V215H76ZM120 216V217H119ZM155 216V217H154ZM165 216H167V217H165ZM174 216V217H173ZM175 216H176V218L177 219H175ZM144 217V218H143ZM153 217V218H152ZM72 218H75L74 220L75 221H77V222H73V226H76L77 227V229H76V231L74 230V232H77V230H78V233L79 232H81L82 231V233L83 232H85V231H87V229H86V227H82V228H80L79 227V224L80 223H78V220L76 219V217H73L72 216ZM81 218V217H80ZM171 218V219H170ZM2 218H0V226L2 225V224H4V223H6L5 221H3V219L1 220ZM125 219H127V220H125ZM147 219V220H146ZM188 221V220H190V221H188V222H185L184 223V221ZM243 219V218H242ZM40 219H38V220H36V221H32L33 223H36V224H34L33 225V223H31V227H29V225H24V226H15V227H12V228H7L8 229V232H9V235L11 236V240H15V241H19V242H22V243H25V244H28L29 245V243H31L29 246H36V245H39L40 243H42V242H44V240H46L48 237L50 238V236L51 237H56L57 235H58V232H59V229H50L49 231H51V232H47V235L44 237V236H42V234H39L38 233V230L36 229V228H38V229H42V228H44V227H46L47 226V224L46 225H44V227L42 226V227H40V223L38 224L37 223V221H39ZM133 220V221H132ZM249 221V223H248V221ZM152 221V220H151ZM150 221V222H151ZM179 221V222H178ZM192 221V222H191ZM194 221V222H195ZM201 221V220H200ZM236 221V220H235ZM66 222H67V220H66ZM205 222H207V221H204V224H205ZM63 224H65V222H62ZM68 223H70V225H72V222H69L68 221ZM76 225H75V224ZM78 223V224H77ZM184 223V224H183ZM191 223H192V225H191ZM216 223H218V224H216ZM248 223V224H247ZM255 223H256V220H255ZM211 224H215V226H214V229H216L215 230V234L217 235V236H219V237H217V240H219V241H213V240H215L216 239V237H215V234H214V237H215V239L213 238V231H212V233H211V231L209 230V229H211V228H213L212 226L213 225H211ZM259 224H260V227H259ZM6 225H7V223H6ZM35 225H37V227H35L34 228V226ZM219 226V228H217L218 226ZM242 225H243V227H242ZM3 226V228H6L7 226H5V224L4 225H2ZM5 226V227H4ZM33 226V227H32ZM40 228H39V227ZM53 226L55 227V225H52L51 226V228H53ZM66 226H69V225H67L66 224ZM205 226H207V229H208V231L206 232V228H204ZM210 226H211V228H210ZM25 227H28L29 228V230H27L28 232L30 231L31 233L33 232V235L32 236H34V237H32V236H28L29 237V239H31V240H29L26 236H27V234L23 231V229L25 228ZM70 227V226H69ZM69 227H67V228H69ZM76 227H74V228H76ZM160 227V228H159ZM163 227V228H162ZM196 227V228H195ZM67 228H65L64 230H65V232H68V231H70V230H72V229H70V228H73V227H70L68 230H67ZM78 228H80V229H78ZM84 228H85V230H84ZM259 230H258V229ZM6 229V230H7ZM9 229H10V231H9ZM82 229V230H81ZM154 229H156L155 227H154ZM200 230V235H198L199 234V230ZM205 229V230H204ZM224 230L225 231V234L223 233L224 231H221L222 232V234H220L219 232H220V230ZM242 229V230H241ZM254 229H256V231L258 232V233H256L255 232V234H253L254 233ZM261 229V230H260ZM52 230H57V233H55V231H52ZM80 230V231H79ZM89 230V229H88ZM173 230V231H172ZM175 230H177L176 232H175ZM204 230V231H203ZM254 230V231H253ZM73 231V230H72ZM72 231H70V232H68V234L70 233L71 234V236H73L72 235ZM202 231H203V233H202ZM210 231V232H209ZM243 231V232H242ZM250 233H249V232ZM74 232H73V234H74ZM204 232H206V234H204ZM242 234H240V233ZM11 233V234H10ZM13 233V234H12ZM37 234V235H35V234ZM208 233V234H207ZM230 236V235H232V237L230 236V238H229V236L227 235V234ZM231 233V234H230ZM246 233H248V234H246ZM262 233V234H261ZM50 234V235H49ZM60 234V233H59ZM69 234V235H70ZM197 234V235H196ZM204 235V237H203V235ZM212 234V235H211ZM244 234V235H243ZM40 235H41V237H40ZM49 235V236H48ZM183 235V236H182ZM185 235V236H184ZM196 235V236H195ZM202 235V236H201ZM207 235H209V236H207ZM221 235H223V236H221ZM226 235V236H225ZM255 235H256V239H257V236H258V240H260L259 242H258V240H255V238L253 239L252 237H255ZM48 236V237H47ZM211 237L210 239L209 238H207V239H209V241L208 240H206V237ZM225 236V237H224ZM262 236H263V239H262ZM31 237V238H30ZM38 237H40L39 239L40 240H37V238ZM47 237V238H46ZM130 237H132V236H130ZM187 237H189V238H187ZM198 237V238H197ZM201 237H202V239H201ZM222 237H224L223 239H222ZM247 237H249V238H247ZM251 237V238H250ZM261 237V238H260ZM32 238H35V239H32ZM46 238V239H45ZM73 238V237H72ZM187 240H186V239ZM200 238V239H199ZM218 238H221V239H218ZM17 239V240H16ZM20 239V240H19ZM24 239H26V241H28L29 240V243H27ZM74 239V241L76 242L75 244H78L79 245V247L81 248V250H85L86 248H88L89 249V253H90V255L92 254V253H97V250H93L92 251V245L90 244V246H89V244H87L88 242L85 240V241H79V240H77V238H73ZM203 239H205V240H203ZM245 239V240H244ZM252 239V240H251ZM34 240H37V241H34ZM77 240V241H76ZM228 240H229V242H228ZM241 240H243V241H245V242H243V241H241ZM247 240V241H246ZM255 240V241H254ZM24 241V242H23ZM202 241H205L204 243L202 242ZM207 241V242H206ZM237 241H238V243H237ZM257 241V242H256ZM84 242H87V243H84ZM160 242V243H159ZM194 242V243H193ZM202 242V243H201ZM221 242V243H220ZM241 242L243 243V244H241ZM246 242H247V244H246ZM252 242H253V244H252ZM3 242H0V249H1V247H7V249H11V247H9L8 248V244H7V246H6V243L5 244H2ZM36 243V244H35ZM200 243V244H199ZM207 243H208V245L209 246H206L207 245ZM213 243V244H212ZM235 243V244H234ZM259 243V244H258ZM81 244V245H80ZM221 244V245H220ZM240 244V245H239ZM246 244V245H245ZM255 244V245H254ZM258 246H257V245ZM3 245V246H2ZM86 245V246H85ZM177 245V246H178ZM204 245V246H203ZM212 245V246H211ZM216 247H215V246ZM248 245H250V246H248ZM159 246H162V241L161 240H159V239H156V241L154 242V250H158V249H160V250H162V252L163 251H165V249H169L168 247H167V244H166V246H162V247H159ZM195 246V247H194ZM203 246V247H202ZM205 246H206V248H205ZM220 246V247H219ZM223 246V249L225 250H222L221 249V247ZM237 246H240V248H246V250L247 251H249L248 252V258L247 257H245V255H244V253H242V252H240L239 251V249L240 248H238ZM243 246V247H242ZM246 246V247H245ZM257 246V247H256ZM84 247V248H83ZM92 249H91V248ZM170 247H172V248H175L176 246H171V244H170ZM194 247V248H193ZM222 250V252H221V250L219 249V248ZM224 247H226V248H224ZM157 248V249H156ZM165 248V249H164ZM185 248V249H186ZM202 248H204V249H202ZM212 248H216V250H214V249H212ZM257 248H259V251L257 252ZM262 248H263V250H262ZM57 249V248H56ZM191 249V250H190ZM218 249V250H217ZM256 251H255V250ZM12 250V249H11ZM160 250H158V252H160V253H162ZM182 250V249H181ZM236 250L238 251V252H236ZM90 251H92V252H90ZM99 251V250H98ZM191 251V252H190ZM203 251V252H202ZM219 251V252H218ZM224 251V252H223ZM227 251V252H226ZM246 251V252H247ZM256 253H255V252ZM263 251V252H262ZM1 252V251H0ZM193 252V253H192ZM218 252V253H217ZM231 252L234 254H231ZM250 252H251V255L252 256H250ZM252 252H253V254H252ZM259 252L262 254H259ZM199 253H201V254H199ZM230 253V254H229ZM236 253H238V254H236ZM242 255H241V254ZM236 254V255H235ZM258 254V255H257ZM93 255V254H92ZM198 255H200V256H198ZM215 255V256H216ZM239 255V256H238ZM244 255V256H243ZM254 255H256V256H254ZM139 255H136L135 257H138ZM243 257V259H242V257ZM247 256V255H246ZM33 257V258H32ZM196 257V258H195ZM223 257V258H224ZM239 257H241V258H239ZM261 257V261L260 262H258ZM26 258H28L27 260H26ZM26 258L24 257V259L27 261V262H30V261H35V260H33L34 258H36L35 256H26ZM239 258V259H238ZM246 259V261H245V259ZM252 258V259H251ZM254 258H255V260H254ZM23 259V258H22ZM23 259V260H24ZM194 259V260H193ZM236 259V260H235ZM239 260V261H238ZM201 261V262H200ZM24 263H26L25 261H23ZM245 262V263H244Z\"/></svg>","mask_w":264,"mask_h":264}]
</instances>
